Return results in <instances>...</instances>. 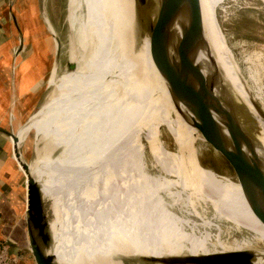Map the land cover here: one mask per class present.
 <instances>
[{
  "label": "bare ground",
  "instance_id": "6f19581e",
  "mask_svg": "<svg viewBox=\"0 0 264 264\" xmlns=\"http://www.w3.org/2000/svg\"><path fill=\"white\" fill-rule=\"evenodd\" d=\"M86 1L88 3L86 12H89V17L85 24L88 29L89 26L95 29L93 32L96 35L94 52L81 61L72 49L69 60L77 62L76 69L62 72L58 78L57 68L53 66L48 78L50 90L30 116L29 122L21 126L18 134L16 133L19 140H24L41 113L43 121L40 138L44 139L45 143L39 149L41 176L32 168L31 170L42 188V194L52 201L50 233L53 245L51 251L56 244L53 232H58V229L68 246L72 248L77 262L80 259L92 261L95 258H101L103 264H116L110 260L111 255L124 253L126 249L137 255L141 254L127 243L122 233L120 219L126 218L129 219L130 224L127 229L132 227L135 231L129 230L141 233L147 246L151 248L152 255L155 256L165 255L163 239L165 236L192 255L251 249L258 253L253 263H262L260 254L264 250V225L247 206L238 182H233L226 176L200 166L194 154L192 159L187 158L180 154L176 147L173 152L167 151L172 162L178 158L187 162L189 175L184 181L180 182L177 179L169 182L157 175L149 174L150 172L147 173L148 171L144 172L130 147L121 139H116L115 128L113 129L110 125L106 128L103 126L112 91L119 88L124 81L133 65L136 53L146 65L144 80L152 83L150 98L153 104L160 97L155 83L158 81L162 89L167 90V87L151 57L148 37L140 38L138 35L139 23L135 15L134 1ZM76 7L77 0H69L68 23L71 29L76 24ZM107 11L112 13L111 18L115 19V25L110 22L106 24ZM202 16L207 39L213 48L225 81L231 84L235 92L245 98L240 92L241 84L232 73L226 59L218 30L207 18L203 9ZM49 29L52 30L49 31L53 36L50 23ZM81 37L84 39H82L83 47L87 48L88 40L85 35ZM56 47L55 41L54 51ZM200 55L203 74L208 73L210 69L205 57ZM63 83L65 88L62 103L58 106ZM161 100L164 104V100ZM59 107L62 112L60 117L57 116ZM169 116L166 128L174 142H178L177 131L183 130L186 123L178 115L174 106L169 111ZM115 118L114 108L113 119ZM191 135L193 141L196 135L193 128H191ZM55 146L60 147L61 151L57 157L50 158L49 151ZM84 172L87 173L86 176ZM81 176L83 184L85 183L84 188L81 187L83 193L79 189L76 192L71 191L77 181H81ZM173 185H177L180 189L171 191ZM162 192H167L174 201L184 198L194 209L196 205H203L200 202L208 203L214 218L218 221H228L236 233L243 232L246 235L226 243L220 237L221 232L214 238L208 230L199 233L193 224L190 231H187L184 225L185 220L179 219L166 207L164 198L161 196ZM80 225H84L85 228ZM206 226L211 225L206 224ZM80 232L87 243L85 248ZM259 244H262V248ZM173 249L177 253L174 247Z\"/></svg>",
  "mask_w": 264,
  "mask_h": 264
},
{
  "label": "rangeland",
  "instance_id": "374dc122",
  "mask_svg": "<svg viewBox=\"0 0 264 264\" xmlns=\"http://www.w3.org/2000/svg\"><path fill=\"white\" fill-rule=\"evenodd\" d=\"M14 1V12L17 19L16 30L12 21L9 20L14 37L17 38V33L19 31H22L25 36L26 33H30L29 29H33L37 34L39 42L43 44L45 48L47 57L43 60V63L47 65V69H45L41 75L43 81L42 98L44 100L46 94L50 90L48 78L52 71L50 66L52 62L54 65L55 58L57 59L56 74L58 78L62 72L67 70V62L72 49L76 57L81 59V61L94 52V40L96 39V35L93 31H95V29L91 28V26H89L88 29L85 24L89 17V12H86L88 3L86 0H77V10L75 13L76 24L75 27L71 29L68 23L69 0H13V2ZM221 1L222 0H201V7L207 18L218 30L214 17V8L217 6V20L224 35L231 60L249 85L252 93L257 97L264 108V0ZM111 14L112 13L107 11L105 14V22L106 24L110 22V24L113 23L115 25L116 21L114 18H111ZM42 15L46 17V23L43 21ZM49 23L53 29L54 37L60 44L57 55V51H54L55 40L53 36H51L52 34L50 32L52 30L49 29ZM84 24L86 25V29ZM17 28L19 31H17ZM218 34L222 42L219 30ZM81 35H85L88 40L89 44L87 48H84V45H82L83 38ZM33 40L34 37L32 35H26L25 44L28 45L29 49H31L30 46L33 44ZM114 42L116 43V40H114ZM136 71H138V73ZM146 71V65L139 58L138 53H136L133 65H131L124 81L119 88L112 91L109 100V109L103 119V126L106 128L107 125H110L113 129L115 128L114 134L116 139H121L124 144L130 147L133 155L141 163L144 172L148 171L147 173L150 172L149 174L157 175L169 182H174L177 179L180 182L184 181L189 175L187 162H184L180 158L172 162L167 151L173 152L177 149L180 154L190 159L193 158V153H196L199 160L195 156L194 157L198 164L200 163V166L211 169L215 173L226 176L233 182H236L234 181L235 177L233 172L226 161L218 152L213 150L208 143L201 141L202 138L200 136V140L196 139L195 142L192 143L191 127H189V125L185 124L183 130L177 131L178 142H174L166 128L170 119L169 111L173 108L170 96L167 90L162 89L160 83L157 81L155 83V88L156 91L159 92L160 97L155 104L152 103L150 98L152 83H147L144 80ZM64 88L65 85L63 83L58 106L59 103L60 105L62 103ZM240 92L244 95L243 90L240 89ZM161 99L164 100V104L161 103ZM114 108L116 113L115 120L113 119ZM35 111L36 109L32 112ZM32 112L28 114L27 117L25 115L24 121L19 127L29 122ZM61 114L62 112H60L59 107L57 109V116L60 117ZM42 121L43 118L40 113L27 132L24 140L19 143L18 148L21 153V159L28 163L39 176H41L39 149L45 144L44 139L42 140L40 138ZM113 125H115V127ZM18 130L12 132L18 134ZM175 147L176 149H174ZM60 151L61 148L58 146L50 149V158L57 157ZM19 171L22 176L21 185L23 188L25 187L27 191L26 176L20 167ZM83 174L86 176L87 173L84 172ZM80 180L81 181L76 183L74 188H71V191L76 192L79 187L84 188L85 183L83 184L82 182L83 177ZM178 189H180V187L177 185L171 187V191H176ZM183 195L185 196L184 193ZM161 196L164 198V202L169 211L182 221L185 220L184 225L187 231L191 229V225L193 224L197 227L199 233L208 230L214 238L221 232L220 237L226 243L246 235L243 232L236 233L234 227L228 221H218L214 218L213 211L208 203L200 202L203 205H196L194 209L184 198L174 201L167 192H162ZM48 204L49 203H47V214L50 219L52 216L50 211H48ZM192 209L194 210L191 211ZM204 221H207L206 224L211 226L207 227L206 224L203 223ZM19 244H21L19 249H22L20 252L30 255L33 259L26 241L22 240ZM11 245L12 248H15L14 246L17 247L15 244ZM259 245L261 246L262 244ZM128 250L129 249H126L124 253L111 255L110 260L116 264H151L128 256L134 253ZM250 250L251 249L244 251ZM77 263L103 264V260L101 258H95L92 261L80 259Z\"/></svg>",
  "mask_w": 264,
  "mask_h": 264
},
{
  "label": "water",
  "instance_id": "95a60500",
  "mask_svg": "<svg viewBox=\"0 0 264 264\" xmlns=\"http://www.w3.org/2000/svg\"><path fill=\"white\" fill-rule=\"evenodd\" d=\"M133 1L140 26L138 35L140 38L148 37L151 57L165 81L175 110L195 130L192 143L201 137V141L222 156L232 170L247 206L264 225V108L231 60L217 20V6L214 17L225 56L242 86L245 98L235 92L223 77L206 36L200 0ZM42 18L45 22L46 17L42 15ZM53 38L57 55L60 44L54 34ZM200 54L209 66L208 73L203 74ZM76 66V61L68 60L67 71H74ZM0 130L11 139L13 155L26 176L27 234L34 262L58 264L51 251L53 240L47 214V203L50 211L52 201L42 194L31 166L21 159L18 148L22 140L11 130ZM193 154L198 159L197 154ZM261 253L260 264H264V250ZM128 256L151 264H254L258 253L250 250L174 256L133 253Z\"/></svg>",
  "mask_w": 264,
  "mask_h": 264
},
{
  "label": "crops",
  "instance_id": "0c3cea01",
  "mask_svg": "<svg viewBox=\"0 0 264 264\" xmlns=\"http://www.w3.org/2000/svg\"><path fill=\"white\" fill-rule=\"evenodd\" d=\"M14 5L13 0H0V129L5 131H17L25 115L27 117L40 106L43 101L41 75L47 69V65L43 63L47 57L44 45L39 42L33 29H29L30 33L25 32L24 36L17 28L19 32L17 38L14 37L9 22L12 21L16 30ZM26 35L34 37L31 49L25 44ZM20 42L23 43L18 49ZM50 68H53V62ZM21 178L18 163L13 155L12 143L8 135L0 130V240H9L11 244L17 245L13 248L18 257L15 264H35L30 255L20 252L22 249H19L22 240H25L29 247L26 221L27 191L21 185ZM78 189L83 193L81 187ZM120 221L127 243L143 255H151V248L147 246L144 236L133 232L135 229L132 227L128 228L133 231L127 229V226H130L129 219L123 218ZM54 224L56 225V219ZM80 227L85 228L84 225ZM57 231L53 232L56 244L52 250L57 263L78 264L72 248L68 246L61 232L58 229ZM80 235L84 239L85 248L86 240L81 232ZM163 239L164 256L192 255L175 241L165 236Z\"/></svg>",
  "mask_w": 264,
  "mask_h": 264
},
{
  "label": "built area",
  "instance_id": "2783aa9c",
  "mask_svg": "<svg viewBox=\"0 0 264 264\" xmlns=\"http://www.w3.org/2000/svg\"><path fill=\"white\" fill-rule=\"evenodd\" d=\"M18 257L8 240H0V264H15Z\"/></svg>",
  "mask_w": 264,
  "mask_h": 264
}]
</instances>
